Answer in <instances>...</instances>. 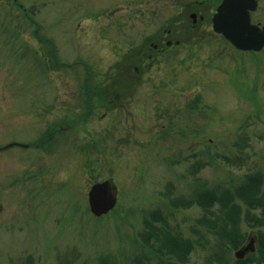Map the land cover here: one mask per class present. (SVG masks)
<instances>
[{
  "label": "rangeland",
  "instance_id": "1",
  "mask_svg": "<svg viewBox=\"0 0 264 264\" xmlns=\"http://www.w3.org/2000/svg\"><path fill=\"white\" fill-rule=\"evenodd\" d=\"M195 1L0 0V148L29 146L0 151V264H175L142 236L157 234L144 223L157 211L193 244L183 264H236L201 223L218 203H174L236 192L250 176L264 194V51L214 33L219 0L192 28ZM253 16L264 24V0ZM161 39L181 44L138 61ZM107 180L119 201L99 219L89 191ZM237 201L255 238L264 226Z\"/></svg>",
  "mask_w": 264,
  "mask_h": 264
},
{
  "label": "trees",
  "instance_id": "2",
  "mask_svg": "<svg viewBox=\"0 0 264 264\" xmlns=\"http://www.w3.org/2000/svg\"><path fill=\"white\" fill-rule=\"evenodd\" d=\"M27 16V11L24 10ZM32 22L36 24L35 34L39 37L42 43H50V40L40 35V26L32 18ZM92 102L91 98H87V103ZM262 179L259 176H250L247 184L243 185L235 191L227 190L222 195H218L216 192H202L199 197L186 201L177 200L174 205L176 207H190L194 204L201 206L206 210V213H210L214 206L219 204V214L213 219H202L201 223H207L215 231L221 245L228 250H238L246 242L248 235L244 234L241 230V206L242 204L237 199L245 202L248 207L246 219L250 222H254L253 226H264V194L261 193ZM174 202V201H173ZM261 210L260 214L256 211ZM212 213V212H211ZM156 221H162L163 227L157 226ZM145 227L149 230L156 231V235L146 232V235H142L146 238V241H153L155 248L163 255H168L169 258L175 259V264H183L189 260L191 253L193 252V244L190 240L181 237L178 234H174L171 230L166 229L165 225L169 226L165 220L162 212L157 211L150 214L149 218L144 219ZM164 229V230H163ZM148 231V230H147ZM258 237V255L257 253L249 255L243 261H237L236 264H262L264 263V232L261 230L257 232ZM227 252L224 255L216 253L215 259L221 262V259L227 262ZM172 262V261H170ZM167 264V263H166Z\"/></svg>",
  "mask_w": 264,
  "mask_h": 264
},
{
  "label": "water",
  "instance_id": "3",
  "mask_svg": "<svg viewBox=\"0 0 264 264\" xmlns=\"http://www.w3.org/2000/svg\"><path fill=\"white\" fill-rule=\"evenodd\" d=\"M258 8L257 0H224L214 16V29L244 51H261L264 48V27L252 24V11ZM26 145L11 143L5 147ZM118 203L117 189L112 181L95 184L89 192V204L92 213L101 217L112 211ZM256 251V239L236 252L237 259L242 260L247 254Z\"/></svg>",
  "mask_w": 264,
  "mask_h": 264
},
{
  "label": "flooded vegetation",
  "instance_id": "4",
  "mask_svg": "<svg viewBox=\"0 0 264 264\" xmlns=\"http://www.w3.org/2000/svg\"><path fill=\"white\" fill-rule=\"evenodd\" d=\"M221 2H222V0L220 1V3ZM209 4H210V2H207V1H205V2L201 1V2H194L193 3L195 11H193L190 14V18L192 19V28H196L198 24H201V25L203 24L204 25L205 23H207V16L204 13H206V11H207L206 5L209 6ZM202 5H204L205 8H201ZM193 14L195 16H192ZM213 16L214 15H212L211 20H212ZM167 34L170 35L171 31L170 30L167 31ZM160 41H162V39L158 41V44H154V43L150 44L151 47L148 50L150 52V54H149L148 51L146 53H143V51H142V54H141V57L139 58V61L144 60L146 58L147 54H148L149 58H153V54L151 53L152 50L157 51L159 54L160 53H165L166 49L165 48H161L162 43ZM175 43H176V45H180L181 44V40H178ZM172 44H173L172 40H169V41L166 42V45H168V46H172ZM232 47H233V49L235 51V46H232ZM135 71H138L137 67L135 68ZM62 129H64V128H62Z\"/></svg>",
  "mask_w": 264,
  "mask_h": 264
}]
</instances>
